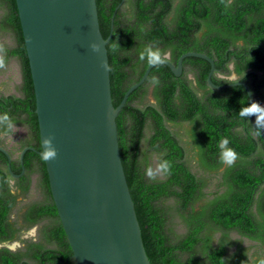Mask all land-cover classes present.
<instances>
[{
    "label": "trees",
    "instance_id": "trees-1",
    "mask_svg": "<svg viewBox=\"0 0 264 264\" xmlns=\"http://www.w3.org/2000/svg\"><path fill=\"white\" fill-rule=\"evenodd\" d=\"M122 1L97 0L101 32L106 40L111 37L107 51L115 107L145 74L149 64L146 56L144 60L140 56L147 47L158 48L165 56L169 53L175 66L185 53L205 54L216 65L214 84L243 81L253 102L264 101V0ZM127 2L129 14L125 11ZM0 9L5 13L3 28L15 39V46L5 50L6 57L17 59L22 71L21 95H1L0 116L6 113L13 127H25L28 138L31 135L34 142H23L22 151L29 145L36 148V153L28 150L24 156L26 166L36 157V167H24L26 181L12 175L20 174L23 167H9L7 155L0 151V242L13 240L17 233L10 223L16 204L10 188L12 179L19 190L27 191L31 175L39 176L45 201L31 207L26 218L32 224L51 222L45 229L49 246L33 244L25 256L0 249V264H77L53 199L45 159L38 153L42 148L36 97L17 2L0 0ZM210 70V63L198 57L184 59L181 76L165 64L156 65L147 81L129 96L117 118L121 157L151 264H264V258L250 261L243 250L230 255L226 239L237 233L264 244V127L258 129L256 115L239 114L251 104L246 88L214 89L208 84ZM232 72L239 80L218 77ZM190 75L204 91L202 96ZM151 88L156 103L139 106ZM167 123L193 125L191 134L200 159L211 170L223 165L220 144L224 139L229 141L227 147L236 151L241 162L227 170L228 190L224 195L196 207L203 197L204 183L188 166L185 148ZM259 123L264 126V121ZM147 129L151 130L148 138ZM257 130L260 135H256ZM5 132V125L0 123V134ZM144 142L147 152L157 154L160 162H170L164 179L146 175L150 163L143 158ZM17 164L20 166V159ZM176 217L186 225L182 235L173 229ZM215 233L223 235L217 243Z\"/></svg>",
    "mask_w": 264,
    "mask_h": 264
},
{
    "label": "water",
    "instance_id": "water-1",
    "mask_svg": "<svg viewBox=\"0 0 264 264\" xmlns=\"http://www.w3.org/2000/svg\"><path fill=\"white\" fill-rule=\"evenodd\" d=\"M16 2L35 90L41 148L43 139L52 137L57 150L55 159L45 160L50 188L74 259L77 264H151L121 157L117 118L156 65L148 66L115 107L107 51L111 37L106 40L101 32L97 0ZM93 43L99 45L98 52L91 50ZM188 57L210 63V87L243 86L250 107L254 103L243 81L214 84L216 65L205 54L185 53L177 66L165 56L164 64L181 76ZM0 151L10 159L5 149Z\"/></svg>",
    "mask_w": 264,
    "mask_h": 264
},
{
    "label": "rangeland",
    "instance_id": "rangeland-1",
    "mask_svg": "<svg viewBox=\"0 0 264 264\" xmlns=\"http://www.w3.org/2000/svg\"><path fill=\"white\" fill-rule=\"evenodd\" d=\"M178 1H176L177 5ZM125 11L128 14L131 12L130 3L127 2ZM4 11L0 9V63L3 64L0 67V96L1 95H21L22 86V71L20 62L17 59H7L6 49L15 46L14 36L3 28ZM170 58L169 53L166 54ZM230 69L233 71L234 66L230 65ZM222 79L229 81L239 80V76L234 72L229 76L218 75ZM192 80L193 87L196 89L200 96L204 91L200 89L194 80L192 75L189 76ZM155 99L152 95V88L145 99L139 104L144 107L147 104H155ZM264 105V101L261 103ZM168 128L179 138L181 144L186 151V161L192 172L204 183L202 190L203 197L197 203V208L203 207L210 202L214 201L218 197L224 195L228 186L226 184V172L229 168L241 162L238 158L231 166L223 165L216 170H211L205 167L199 156V149L195 145L192 138L193 125L190 123H167ZM151 135V130L147 129V138ZM1 146L8 150L12 157L18 159L22 151V143L27 141L28 132L25 127L16 125L13 127L11 133H1ZM142 151L144 153L143 158L148 160L150 168L153 170L154 179L162 180L165 178V174L158 170L160 163V157L155 153L147 152V143L142 144ZM10 188L12 193L16 196V204L10 215V223L16 230V236L13 240L7 242H0V249H11L19 243L20 247H16L14 253L25 256L28 248L33 244L49 246L45 239V229L51 224L50 221L45 220L39 223H30L27 221L26 215L31 207L37 203L45 201V196L40 185V178L37 174L31 175L30 187L27 191H21L17 188L16 180L10 181ZM254 212L258 216V206L254 207ZM173 229L178 235H182L186 232V225L179 217L173 219ZM36 228L35 237L27 235L29 230ZM223 235L221 233L213 234L214 242L217 243ZM229 244L230 255L234 254L238 250H243L250 261L264 258V244L261 242L251 240L249 238L240 236L237 233H231L227 238Z\"/></svg>",
    "mask_w": 264,
    "mask_h": 264
},
{
    "label": "clouds",
    "instance_id": "clouds-1",
    "mask_svg": "<svg viewBox=\"0 0 264 264\" xmlns=\"http://www.w3.org/2000/svg\"><path fill=\"white\" fill-rule=\"evenodd\" d=\"M90 48L93 52L99 51L98 44L93 43L90 45ZM145 56L147 58L149 65L155 66V65H162L165 63V55L162 54L161 50L158 48L154 49L152 47H147L145 49V52L141 54L140 59L144 60ZM2 66L3 64L0 63V67ZM102 66L108 70L107 65H102ZM156 82L157 81L154 79V83ZM239 114L241 117L256 115L258 129L264 127L259 123L260 121H264V105H262L261 103L254 102L251 105V107L242 109ZM0 123H3L6 127L5 134H7V130H10L13 127V122L6 113L3 116H0ZM260 134L261 132L257 130L256 135H260ZM228 143L229 141L227 139L221 141L220 147L222 151L220 154V159L221 162L224 163L225 165L231 166L238 159V154L236 153L235 150L227 147ZM42 144H43V151L41 155L43 159L48 161L50 159H55L57 156V150L53 145V138L52 137L44 138ZM170 169H171V164L168 160H162L158 165V170L163 172L164 174H168L170 172ZM146 175L149 178H154L153 170L151 168H148L146 170ZM35 234H36V228H32L29 230L27 235L35 237ZM20 246L22 245L17 243L11 250L15 251L16 247H20Z\"/></svg>",
    "mask_w": 264,
    "mask_h": 264
},
{
    "label": "flooded vegetation",
    "instance_id": "flooded-vegetation-1",
    "mask_svg": "<svg viewBox=\"0 0 264 264\" xmlns=\"http://www.w3.org/2000/svg\"><path fill=\"white\" fill-rule=\"evenodd\" d=\"M29 140H30V142L33 141L31 135L29 136ZM29 140H28V141H29ZM39 140H40V138H39ZM33 142H34V141H33ZM40 145H41V142H40ZM0 148H2V147H0ZM3 149H4V148H3ZM25 150H27V151L30 150V151H33V152L36 153V148H35L34 146H32V145H29V146L25 147V149L22 151V153H23ZM27 151H26V152H27ZM7 152H8V151H7ZM22 153L20 154V156H19V158H18V159H20V162H21L20 166H18V164H17L18 159H15V158L11 157V155L8 153L9 156H10V159H9V158H8V159L11 160V162L9 161V162H10L9 167H11L12 164H15L16 167H23L22 172H21L20 174H18V175H21V176H20V177H16V179L26 181L25 177H27V170H26V168H24V167H36V157L34 158V162L32 163V165H28V166H26V165H25V162H24V158H23V160H22ZM38 153H39V152H38ZM24 156H25V155H24ZM13 161H14V163H13Z\"/></svg>",
    "mask_w": 264,
    "mask_h": 264
}]
</instances>
